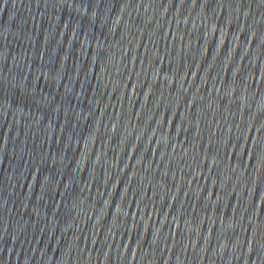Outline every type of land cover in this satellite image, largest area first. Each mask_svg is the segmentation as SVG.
I'll return each mask as SVG.
<instances>
[{"label": "water", "instance_id": "95a60500", "mask_svg": "<svg viewBox=\"0 0 264 264\" xmlns=\"http://www.w3.org/2000/svg\"><path fill=\"white\" fill-rule=\"evenodd\" d=\"M0 264H264V0H0Z\"/></svg>", "mask_w": 264, "mask_h": 264}]
</instances>
